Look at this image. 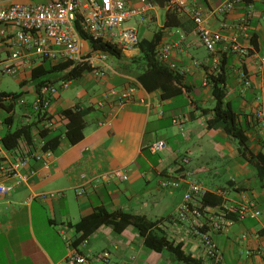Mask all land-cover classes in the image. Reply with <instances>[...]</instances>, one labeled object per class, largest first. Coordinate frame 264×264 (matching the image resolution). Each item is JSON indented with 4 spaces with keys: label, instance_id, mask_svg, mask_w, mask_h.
I'll return each instance as SVG.
<instances>
[{
    "label": "crops",
    "instance_id": "crops-1",
    "mask_svg": "<svg viewBox=\"0 0 264 264\" xmlns=\"http://www.w3.org/2000/svg\"><path fill=\"white\" fill-rule=\"evenodd\" d=\"M16 1L38 3L50 0H0V3L7 5ZM152 1L155 3L153 8L135 15L125 25L136 27L140 40L159 36L156 49L163 43L173 44L170 59L176 63L174 70L181 74L190 92L162 98L159 90H146L138 80L146 66L139 45L129 48L117 45L119 56L108 53L105 79L95 78L90 69L80 77L70 79L68 89L52 96L49 110L58 115L64 108H89L84 137L71 143L64 132L66 119L59 121L58 128L49 131L45 137H60L50 170L42 169L41 162L31 160L28 167L18 171L25 173L34 168L39 170L38 173L19 181L18 175L7 173L3 167L17 163L35 150V146L25 139L13 149L0 144V182L14 185L10 193H0V264H67L64 234L75 242L80 235L75 224L99 207L143 214L152 220L162 218L157 231L182 243L185 252L199 259L201 264H210V261L196 229L211 235L223 253L221 264H264V181L257 167L241 154L238 139L223 126L207 123L214 116L216 104L212 84H204L210 68V54L201 52L204 45L189 11L170 9L167 0L164 8ZM188 1L202 7L209 26L225 35H231L237 21L247 15L248 29L239 40L248 47L249 54L229 51L224 56V103L235 112L236 126L243 130L249 147L264 154V129L255 118L258 93L264 84V0H238L229 11L218 8L225 0ZM143 2L126 0L130 8L139 7ZM168 11L170 17H167ZM223 22L229 27H222ZM253 37L257 41L256 47ZM107 40L115 43L114 36ZM84 49L91 50L85 39ZM0 53L3 58L8 54L1 44ZM41 60L31 58L14 75L19 90L25 91V102L18 104L13 126L38 119L30 107L36 87L31 82L23 86L21 83L30 78L32 67ZM163 64L167 66V63ZM241 70L248 73L251 81L244 90L239 77ZM63 74V71L53 74L54 83L66 79ZM112 87L133 89L132 99L118 106L117 99L112 96L98 106L103 93ZM28 96H31L30 100ZM204 108L211 110L205 112ZM6 115L8 112L0 107L1 137L7 130L3 121ZM42 123L43 120L38 121L32 129L35 143L40 138L38 131ZM157 140L165 141V145L153 153L150 146ZM183 157L187 162L182 161ZM114 170H120L128 178H100L102 173ZM185 170L195 172L206 191L223 198L222 204H237L243 195H247L263 213L256 218L237 219L225 231L214 230L205 218L199 225L179 219L176 209L185 188H164L161 181L177 178ZM84 172L88 179L82 178ZM82 187L85 191L79 193ZM51 191H57V196L44 200L36 197ZM209 200L214 201V198ZM219 206L206 204L204 208L209 212ZM34 217L41 220L43 233L35 232ZM75 245L88 255L83 264H187L168 249L156 251L147 247L133 225L119 232L111 225L103 224Z\"/></svg>",
    "mask_w": 264,
    "mask_h": 264
},
{
    "label": "built area",
    "instance_id": "built-area-1",
    "mask_svg": "<svg viewBox=\"0 0 264 264\" xmlns=\"http://www.w3.org/2000/svg\"><path fill=\"white\" fill-rule=\"evenodd\" d=\"M139 7L130 8L126 0H50L48 2L25 3L12 2L10 4L0 3V44L8 52L3 58L0 53V75H16L22 65L31 58H47L57 63L60 61H72L73 63H87L93 76L97 79H105L107 76L106 61L108 53L106 51L85 50L84 38L80 34L77 24L82 30L95 38L108 39L115 37V44L123 48L136 47L139 45L140 37L136 27L126 26L127 20L135 15L146 13L155 6L152 0H143ZM238 0H225L219 5L220 11L231 10ZM166 5L170 9L177 11L187 10L192 14L196 24V33L201 43L210 54V68L204 79V84H209V75L222 71V61L229 51L240 55L249 54L248 47L240 43V36L246 33L249 21L243 16L237 21L235 30L231 35H225L220 30L211 28L208 24L204 9L196 4L191 5L188 0H167ZM222 27L227 28L229 24L222 23ZM173 48L171 43H163L156 49V58L167 63L170 69H176L177 65L171 61L170 54ZM239 77L243 83V90L251 84L248 73L241 70ZM70 80L63 79L57 83H45L39 89L35 88V97L31 101L32 112L45 114L41 128L49 131L58 128L59 121L66 118L63 114L50 113L49 107L52 96L58 94L62 89H68ZM133 89H118L115 87L105 91L97 105L102 106L105 100L114 96L117 105L122 106L133 97ZM255 110V118L264 129V84L261 86ZM25 102L23 95L19 103ZM177 122V119L174 120ZM102 123H105L104 121ZM2 122L0 121V126ZM65 126V125H64ZM66 126L64 127V132ZM46 138L38 139L35 150L25 155L17 163L3 167L7 173L18 175L19 181L26 180L29 176L35 175L39 170L29 168L27 172H19V168L28 167L31 160L41 162L42 169L50 170L54 158V150L45 147ZM1 144V135H0ZM165 145V141L157 140L151 144L150 150L153 153L159 152ZM187 162V158H182ZM82 178L88 179L87 174H81ZM101 179L112 180L116 178L127 179V174L120 170L102 173ZM164 188L184 186V193L176 215L181 220L202 224L203 219H207L208 225L217 231L228 230L237 219L247 217L256 218L263 211L257 203L247 195L237 204H222L219 208L206 211L202 204V196L206 189L192 170H185L177 178H167L161 181ZM14 189L13 184L0 182V193L8 194ZM85 187L79 189L83 193ZM57 191L42 192L36 195L41 200L57 196ZM196 231L201 235L206 255L210 264H221L223 253L217 246L211 235ZM67 245V264H83L88 255L80 251L73 240L64 234Z\"/></svg>",
    "mask_w": 264,
    "mask_h": 264
},
{
    "label": "trees",
    "instance_id": "trees-1",
    "mask_svg": "<svg viewBox=\"0 0 264 264\" xmlns=\"http://www.w3.org/2000/svg\"><path fill=\"white\" fill-rule=\"evenodd\" d=\"M171 12L168 11L167 17H170ZM168 22V21H167ZM78 30L82 37L88 41L92 50H103L107 53L120 55V49L117 44L112 43L107 39L95 38L86 33L79 24ZM159 42V36H155L151 40H140L139 46L143 51V58L146 63L145 68L139 74L138 80L143 87L148 91L159 90L162 98L177 97L190 92V87L183 82L182 76L178 71L170 69L165 66L156 58V46ZM252 42L257 46V41L253 37ZM225 58L222 61V71L212 73L209 75V82L212 84V92L216 98V104L213 108L214 116L208 119V125H221L230 134L234 135L239 142V150L241 154L251 161L258 170L259 176L264 181V154L262 152H254L247 143V137L243 130L236 126V115L233 110L226 107L224 97L226 95V73L224 69ZM90 69L87 63H73L72 61L53 62L50 59L43 58L38 64L34 65L31 69L30 78L21 83V86L26 82H31L37 89L45 83H54L55 80L52 75L58 72H64L63 77L70 80L78 78L82 73ZM25 91H6L0 90V107L8 112L3 118L4 123L7 125V130L1 137V143L7 149L17 147L21 139H25L30 145L36 146L34 142V134L32 133L33 127L38 121H42L45 114H37V120L24 123L21 125L13 126L14 116L19 104L20 97ZM189 102H193L189 100ZM31 111L32 106L30 104ZM211 109L204 108L203 111ZM89 112V108L74 107L64 108L59 114H63L66 118V131L65 135L71 143H77L84 137V129L86 126L85 116ZM49 130L47 128H39L38 135L46 137ZM60 143V137L55 136L46 138L45 147L55 150ZM214 198V201H210ZM203 206L206 204L221 205L223 198L215 193L206 191L201 199ZM162 218L152 220L143 214H135L124 211L122 209L108 210L104 207L94 209L91 213L81 217L75 224V228L80 235L76 241L81 242L85 240L91 233L103 224L111 225L116 231H123L127 226H136L140 234L144 238V244L156 251L163 249L170 250L178 260L187 264H201L199 259L194 258L183 249L182 243H176L170 239L165 233L157 231L158 225Z\"/></svg>",
    "mask_w": 264,
    "mask_h": 264
},
{
    "label": "rangeland",
    "instance_id": "rangeland-1",
    "mask_svg": "<svg viewBox=\"0 0 264 264\" xmlns=\"http://www.w3.org/2000/svg\"><path fill=\"white\" fill-rule=\"evenodd\" d=\"M207 50L202 47L201 52H206ZM20 89V85L18 83L17 76L10 75V74H2L0 75V90H6V91H16ZM27 99H31V96H28ZM41 220L34 217L33 218V225L35 226V232L37 234L43 233V231L40 230Z\"/></svg>",
    "mask_w": 264,
    "mask_h": 264
},
{
    "label": "water",
    "instance_id": "water-1",
    "mask_svg": "<svg viewBox=\"0 0 264 264\" xmlns=\"http://www.w3.org/2000/svg\"><path fill=\"white\" fill-rule=\"evenodd\" d=\"M154 1L159 5V7H161V8L165 7V1L166 0H154Z\"/></svg>",
    "mask_w": 264,
    "mask_h": 264
}]
</instances>
